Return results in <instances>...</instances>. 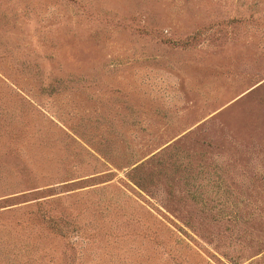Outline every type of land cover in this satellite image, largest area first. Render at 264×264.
<instances>
[{"label": "rangeland", "instance_id": "rangeland-1", "mask_svg": "<svg viewBox=\"0 0 264 264\" xmlns=\"http://www.w3.org/2000/svg\"><path fill=\"white\" fill-rule=\"evenodd\" d=\"M0 264H264V0H0Z\"/></svg>", "mask_w": 264, "mask_h": 264}, {"label": "trees", "instance_id": "trees-1", "mask_svg": "<svg viewBox=\"0 0 264 264\" xmlns=\"http://www.w3.org/2000/svg\"><path fill=\"white\" fill-rule=\"evenodd\" d=\"M43 219L47 223L48 227L60 237L67 238L70 232L75 230V228H69L70 223L63 221L62 219H60L59 222L53 221L52 218H48L47 220L45 218Z\"/></svg>", "mask_w": 264, "mask_h": 264}]
</instances>
